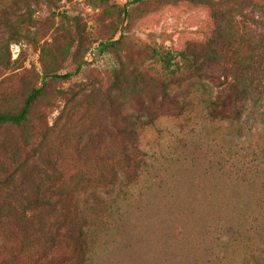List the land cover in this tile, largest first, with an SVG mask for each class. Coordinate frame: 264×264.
<instances>
[{"label": "rangeland", "instance_id": "rangeland-1", "mask_svg": "<svg viewBox=\"0 0 264 264\" xmlns=\"http://www.w3.org/2000/svg\"><path fill=\"white\" fill-rule=\"evenodd\" d=\"M103 1L7 0L3 6L6 23L25 29L28 37L7 49L12 32L0 28V103L21 104L32 89L45 87L33 121L51 129L49 144L59 155L67 147L73 153L81 146L77 140L114 141L115 121L102 101L116 62L123 59L132 70L141 51H181L203 42L212 28L209 10L189 2L111 0L99 7ZM124 8L131 11V23L123 19ZM251 17L258 19L256 13ZM115 31V40L123 37L121 45L94 61ZM146 60L144 71L161 68ZM46 70L71 77L49 78ZM148 90L155 93L153 86ZM211 94L216 89L209 81L201 90L190 88L183 113L160 111L152 125L145 117L136 121L126 105L125 118L137 124L146 162L131 190L85 195L86 202H102L88 264H256L250 250L264 256V209L257 188L264 183V95L253 96L233 124L214 117ZM126 133H131L127 123ZM0 136L18 137L13 129L1 130Z\"/></svg>", "mask_w": 264, "mask_h": 264}, {"label": "trees", "instance_id": "trees-1", "mask_svg": "<svg viewBox=\"0 0 264 264\" xmlns=\"http://www.w3.org/2000/svg\"><path fill=\"white\" fill-rule=\"evenodd\" d=\"M110 1L104 0L99 7ZM164 1L207 8L211 31L203 42L189 44L181 51L157 47L141 51L136 61L139 64L132 70L123 59L115 63L111 85L102 101L110 120L115 121L116 136L110 144L106 139L97 143L77 140L81 146L73 153L68 147L62 155L52 151L51 129L33 121L45 87L32 89L21 104L0 103V131L13 129L18 135L15 141L0 136V264L90 262L97 238L96 208L102 202H86L85 195L89 191L109 193L116 188L131 190L139 184L146 162L137 124L124 115L127 104L132 106L136 121L145 117V124L152 125L163 115L160 111L170 113L173 108L183 113L188 98L185 93L194 86L201 90L209 81L216 89L208 99L209 109L215 118L234 124L241 121L253 96L264 95V0ZM5 2L0 0V11L4 13L0 15V28L8 26L12 32L7 40L9 49L28 35L25 29L14 30L6 23ZM96 4H92L95 9L99 8ZM251 13H256L258 19ZM121 14L131 23L129 9L124 8ZM117 34L115 31L107 43L100 45L94 61L121 45L123 37L115 40ZM43 54L47 60L45 48ZM146 56L161 68L144 71ZM45 72L49 78L71 77L55 76L52 70ZM152 86L155 93L150 95L148 88ZM126 123L130 134L126 133ZM257 188L263 211L264 183ZM237 233L244 238L243 231ZM250 241V246L256 245L252 237ZM256 251L250 250V259L264 264L263 254Z\"/></svg>", "mask_w": 264, "mask_h": 264}, {"label": "built area", "instance_id": "built-area-1", "mask_svg": "<svg viewBox=\"0 0 264 264\" xmlns=\"http://www.w3.org/2000/svg\"><path fill=\"white\" fill-rule=\"evenodd\" d=\"M79 1H81V0H79Z\"/></svg>", "mask_w": 264, "mask_h": 264}]
</instances>
